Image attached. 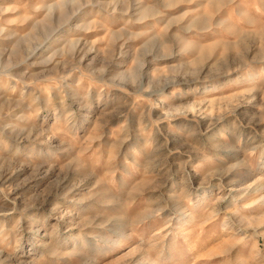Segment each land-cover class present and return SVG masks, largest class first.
<instances>
[{"label":"rangeland","instance_id":"rangeland-1","mask_svg":"<svg viewBox=\"0 0 264 264\" xmlns=\"http://www.w3.org/2000/svg\"><path fill=\"white\" fill-rule=\"evenodd\" d=\"M0 264H264V0H0Z\"/></svg>","mask_w":264,"mask_h":264}]
</instances>
